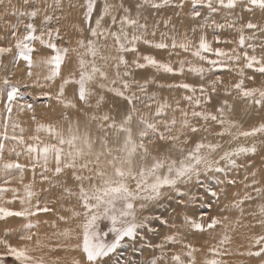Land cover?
<instances>
[{
  "label": "rangeland",
  "instance_id": "374dc122",
  "mask_svg": "<svg viewBox=\"0 0 264 264\" xmlns=\"http://www.w3.org/2000/svg\"><path fill=\"white\" fill-rule=\"evenodd\" d=\"M109 2L118 3L119 0H109ZM179 2L180 0H172V4L160 9H153L150 4H144L139 9V21L147 25L145 39L157 43L161 41L163 33L165 34L163 39L171 45L173 37L178 42L187 37L194 50L198 47L200 36L204 35L213 49V52L203 53L208 59H217L214 55V50L217 48L229 52L235 49L241 59L238 62L227 61L228 67L219 65L212 67L206 61L193 56L191 51L185 52L178 47L156 49L141 41L137 43L136 53H123L128 61V70L131 72V76L123 78L130 82L135 81L131 83L129 91L140 98L135 101L136 115L143 113L152 119L160 103L167 102L171 105L170 108L165 109L166 115L159 118L161 120H171L173 116L176 118L178 123L171 134H177L180 129L179 121L183 119L181 110L187 111L190 123L200 128V131L188 132L187 143H183L184 137H181L179 148L187 151L200 141L219 144L221 147L211 156L219 161V167L223 170L202 173L199 181L193 178L188 184H179L177 187L184 195L168 188L162 189L164 195L158 201L149 203L145 209L139 208L143 201L137 200L135 202L137 217L151 218L147 222V227L138 229L135 239L125 238L114 253L103 258V262L104 264H153L155 261L156 264H173L171 257L175 253H179L185 261L189 259L185 255L188 251L185 245H191L193 249H196L193 252L195 264H204L206 259L212 258L218 259L220 264H264V254L260 256L248 254L259 250V246L254 243V238L264 235V224L260 222L264 221V215L260 214V207L264 205V196H258L253 190L254 188L264 189V134L247 138L240 136L238 139L228 135L218 136L216 133L221 131L219 124L211 120L205 122L199 117L191 116L194 105L185 97L193 93L180 87H170V85L188 83L197 88L195 95L200 96L199 86L204 85L211 99L209 103H202L199 108H195L196 111H210L215 114L216 109L227 101L230 110L226 108V116L238 126L232 129L234 134L238 131H248L264 123V109H258L254 104L246 101L240 91L233 87L243 80L244 88L264 89V74L255 70L258 66L252 69L244 67L246 61L243 58V52L247 51L250 56L255 55L258 59H264V9L250 6L252 10L247 11L241 3H238L235 9H226L216 5V0H213L214 6L218 9L216 12H210L207 7H199L196 10H199L201 15L194 18L191 0H185L183 8L173 6ZM137 3L143 4V0H124L125 6L132 8L133 16L136 15ZM12 5L25 11L33 7L39 9L34 20L28 17L22 18L16 29V37L25 35V24L31 22L36 26V35L44 33L45 41L50 40L58 48L68 49L61 64L60 74L55 79H46L51 74L52 68L43 62L55 55V52L41 44L39 40L32 42L35 50L32 53L31 68L25 60L18 57L15 47L16 37L12 36L11 25L17 24L18 19L21 18L11 14ZM102 5L103 0H97L91 26H94L96 15ZM85 11L86 0H29L27 6L24 5L23 0H11V5L8 0H5V3L0 5V47L12 48V52L0 56V133L4 132L5 122H7L9 137L23 135L25 145L39 143L43 146L57 143V141L45 129L37 131L39 125H51L63 131L65 136L68 135L70 125L73 128L78 125L81 133L87 131L95 138L103 133L97 127L98 121L91 119L92 115L107 112L120 120L127 113L130 107L127 102L99 88L97 82L89 85L94 94L89 98L87 105L79 100V85L76 83L65 84L64 95L61 98L64 101H72L76 107H65L64 103L58 99L60 86L65 80L79 79V59L83 56L85 60H91L90 56L85 55V48L79 43L81 40L87 43L89 39H95L90 35V24L85 22ZM46 16L51 19L45 21ZM166 20L169 21L167 25L164 23ZM205 21H207L206 24ZM213 21L215 24L212 23ZM249 22L256 24L257 28L244 27ZM109 24L110 20L106 17L104 26L107 27ZM201 24L205 26L201 28ZM216 24L223 27L217 28ZM229 25L233 26L229 27ZM49 30H51V37L48 35ZM153 31L155 36L152 35ZM131 32L132 29H129L130 34ZM241 35L245 37L243 47L239 45ZM105 43L109 47L103 48L104 54L116 56L117 52L111 47L113 41L110 38L107 42L103 38L98 41L100 45ZM249 44L253 45V48H249ZM144 55L154 56L161 63H170L173 68H179V62L183 60L185 61L184 73L182 75L166 73L150 65L143 68L136 67L133 61L138 56ZM189 61L194 66L211 68V71H206L203 77L189 72L190 65L187 63ZM139 62L146 63L143 59ZM112 63L115 62L109 61V64ZM97 64L103 66L104 62L97 59ZM241 69H243V75H241ZM106 70L109 77L113 78L115 69L108 67ZM124 71L125 66L121 65L120 72ZM5 78L20 86V95L12 103L10 117L6 110L8 101L3 85ZM217 78L220 82L216 83V91L212 92V83ZM146 81V87L141 91L139 85ZM100 96L104 99L97 108L96 103ZM150 96H154L155 101H150ZM200 98L204 99L202 96ZM28 105L32 106L31 109L27 107ZM132 128L135 134L138 129L135 119L132 122ZM21 129H23L22 133ZM33 137H39V141L32 139ZM0 140L3 138L0 137ZM3 143L5 147L0 166L6 162H19L25 167L22 173L19 170L4 171L0 168V187L17 189L16 193L9 190L0 194V207L14 212L25 208L35 211V205L38 202L41 208L47 206L51 211L38 212L36 215L27 217L7 216L0 219V241H6L13 247L29 249V255L33 257L31 264H76V262L87 264L86 254L82 251L81 225L84 217L73 215L74 212H83L79 199L80 181L75 180L74 170L64 168L60 174H56L55 160L50 158L47 163L48 170L45 172L43 159L36 163L35 154L29 155L17 141L9 139L3 140ZM109 143L110 146H118L111 134ZM145 143L151 155L143 161L139 154L134 158V167L137 170L142 164L150 165L152 156H170L177 160L181 158L179 148L173 147L170 141H161L156 138L150 144L147 140ZM253 144L256 148L255 152L233 157L234 165L220 160L225 151L241 145L251 147ZM99 147L97 140L96 149L99 150ZM65 149L67 150V146ZM17 152L20 153L19 156ZM161 171L163 173L166 169ZM41 173L48 179H42ZM253 179L257 183L253 184ZM94 182L99 183V180ZM89 183L84 181L85 187L89 186ZM128 183L130 188H135V181L129 180ZM25 185H31V190L35 193L30 203L26 199ZM213 191L216 193L215 196L211 195ZM246 194L251 195L252 199L244 200L239 207L234 206ZM21 200H25V203H21ZM185 215L195 218L205 226L213 217L220 223L212 229L199 232L184 225ZM156 217L168 223L162 224ZM29 223L35 226L26 228L25 226ZM99 227L101 231L106 232L110 222L102 220L99 222ZM65 231L68 235L63 234ZM175 233H180L182 242L166 243L165 237ZM29 236L31 239H27ZM225 236L229 238L228 242L220 244ZM105 239L112 240L113 234L109 233ZM161 244L163 248L157 247ZM212 248H217L221 254L213 256V253L209 251ZM0 264H19L12 256L7 255V247L2 242H0Z\"/></svg>",
  "mask_w": 264,
  "mask_h": 264
},
{
  "label": "snow or ice",
  "instance_id": "6c2138e0",
  "mask_svg": "<svg viewBox=\"0 0 264 264\" xmlns=\"http://www.w3.org/2000/svg\"><path fill=\"white\" fill-rule=\"evenodd\" d=\"M24 5L29 4V0H23ZM185 0H180L178 4H174V7L183 8ZM5 0H0V5H3ZM9 5H11V0H8ZM193 11L192 16L199 17L201 12L196 10L199 7H207L210 12H216L218 9L213 4V0H191ZM241 3L244 5L245 10L251 11L252 7H258L264 9V0H216V5L226 9H235L237 4ZM144 4H150L153 9H160L164 6L172 4V0H143V4L137 3L135 5L137 11L136 15L133 16L132 8L126 7L124 0H119L118 3H111L109 0H103L102 8L96 15L94 26L92 24L93 13L97 7V0H86V11L84 13L85 22L90 24L89 32L91 37L95 39H89L87 43L81 40L80 46L85 48V55L91 57V60H85L83 56L79 59V69L80 75L78 80H65L60 86V92L58 94V99L61 103H64L65 107H76L75 103L72 101H64L61 99L64 95V85L68 83H76L79 85L78 98L84 104H88L89 98L94 94L92 89L89 87L93 82L98 83V87L106 90L107 92L113 93L116 97H119L127 102L130 106L127 113L122 119L117 120L115 116L110 115L105 112L100 115H92L91 119L98 121V129L103 133L99 137H93L89 132H80L79 126L75 128L72 125L68 128V135L65 136L63 131L56 129L51 125H39L37 131L40 129H45L54 137L57 143L44 144L40 146L37 144H27L25 145L23 135L16 136L13 135L9 137L7 135V122H5V130L0 133V137L3 140H13L17 141L18 144L24 147V150L29 155H34L36 163H39L40 159L44 161V171L46 172L47 163L50 158L55 160L56 168L55 173L60 174L64 168L73 169V176L75 180L80 181L79 185V199L81 202V207L83 212H74V216L83 215L84 220L81 225L82 228V251L86 254L87 264H104L103 258L109 257L111 253H114L120 246L125 238L135 239L137 236L138 229L147 227V222L151 219L150 217H137V206L136 201H143L139 205L140 209H145L149 203L158 201L164 193L162 189L168 188L175 190L178 194L184 195L180 192L177 187L179 184H188L192 182L193 178L199 181L202 173L210 171H222L219 167V161L213 159L211 154L221 147L219 144L205 143L203 141L196 142L194 147L185 151L183 148H179L181 142V137H184L183 143L188 142V132L196 133L200 131V128L190 123L189 113L187 111L181 110L182 120L179 121L180 129L177 134H171L172 129L176 127L178 121L173 116L171 120H161L160 117L166 115L165 109L170 108L171 105L167 102L160 103L153 115L152 119H149L143 113L136 115L137 109L135 107V101L140 98L136 96L135 93H131L129 90L131 88V83L123 77L131 76V72L128 70V61L125 59L123 53L133 52L136 53L137 43L143 42L150 47L156 49H166L171 47L176 49L177 47L185 52H192V55L197 57L201 61H206L210 66H223L228 67L227 61H239L241 59L240 54L232 49L230 52L223 49L217 48L214 50V55L217 59H208L203 53L213 52L210 44L205 39L204 35L200 36L198 47L193 50V45L191 41L185 37L182 41H177L175 37L171 40V45L165 42L163 39L165 34H161L162 39L160 42L153 43L151 40L145 39L144 35L147 31V25L141 24L139 21L140 11L139 9ZM252 6V7H250ZM39 9L33 7L31 10L25 11L24 9H17L15 5H12V15H16L18 18V23L11 25L12 36L16 37V29L18 28L19 22H21L23 17H28L30 20H34L38 14ZM7 14V13H6ZM109 18V26H104L105 18ZM51 17L46 16L45 21L50 20ZM165 25L169 21H164ZM207 21H205V24ZM215 24V21L212 22ZM205 24H201L200 27L203 28ZM233 25H229L232 27ZM217 28L223 27V25L216 24ZM244 27L248 29L257 28L256 24L251 22L247 23ZM114 29V30H113ZM129 29H132L131 34ZM26 34L22 37H16L15 47L17 49L18 57L22 58L28 63L29 68L33 65L32 53L35 50L32 47V42L39 40L41 44L46 45L47 48L52 49L55 55L51 56L49 59L43 61L45 64L51 66V74L46 77L48 80H53L60 74L61 64L68 52L66 48H58L56 44L43 39L44 33L36 35L37 29L34 23L25 24ZM194 32L195 29L193 28ZM242 31V29H241ZM58 32V30H57ZM49 37H51V30L48 31ZM155 36V31L152 32ZM103 38L105 42L109 38L113 41L111 47L117 52L116 56L105 55L103 48H108L107 43L100 45L98 41ZM217 42L220 41L217 39ZM240 47L245 45V37L240 36L239 39ZM249 48H253V45L249 44ZM12 52L11 47H0V56L5 53ZM243 58L246 61L244 67L252 69L255 66V70L261 74H264V59H258L255 55H249L247 51L243 52ZM97 59L103 61V66L97 64ZM140 59H143L146 63H140ZM109 61H114L115 63L109 64ZM190 66L188 68L189 72L195 73L201 77L204 76L206 71H211V68L205 69L203 66H194L191 61L187 62ZM138 68H143L146 66H152L158 70H163L166 73L173 74H183L185 70V61L181 60L179 62V68H173L170 63H161L154 56L144 55L133 61ZM121 65L125 66V71L120 72ZM112 67L115 69L114 77L110 78L107 72V68ZM31 75V72H29ZM241 75H243V69H241ZM220 82L219 78L213 81L211 91H216V83ZM147 81L144 84L139 85L140 90L143 91L146 87ZM5 86L6 97L8 104L6 105V110L9 117L12 113V103L16 100L17 96L20 95V86L18 83H12L9 79L5 78L3 81ZM170 87H180L186 89L193 93V95L186 96L185 99L194 105V110L191 112L192 117H199L205 122L211 120L216 122L221 126V131L216 133L218 136H232L233 139H238L240 136L245 138L255 137L257 134H264V123L260 124L258 127H253L248 131H238L233 133L232 129L237 128V124L228 119L226 116V108L230 110V106L227 101L216 109V113L213 114L210 111H196L195 108H199L202 103H209L210 96L207 95V89L204 85L199 86L200 96H196L197 88L188 83H181L179 85H170ZM240 91L241 96L251 104H254L258 109H264V89L258 88H244L243 80L233 86ZM230 94V93H228ZM44 95H48L44 93ZM204 97L201 100L200 97ZM104 97L100 96L97 100L96 107L99 108L100 104L103 102ZM154 96H150V101H155ZM149 106L150 105H146ZM178 106V102H177ZM31 109V105L27 106ZM34 118V117H33ZM137 121L138 129L134 134L132 128L133 120ZM163 129V130H162ZM111 130V131H110ZM207 130V129H205ZM23 129H21V133ZM112 135L114 141L118 146H110L109 135ZM156 138L161 141H170L173 147L179 148L181 152L180 159H172L170 156H152V162L150 165L142 164L138 170L134 167V158L139 154L140 159L146 160L151 153L145 143L150 144ZM32 139L39 141V137H33ZM0 140V159L3 158L4 143ZM97 140L99 141V150L96 149ZM67 146V150L65 149ZM256 148L253 144L251 147L237 146L235 149L225 151L220 157V160L227 161L229 164L234 165L235 160L233 157L255 152ZM15 151V149H13ZM17 156L20 155L19 152L16 153ZM25 165L19 162H6L3 163L0 168L4 171L19 170L23 172ZM111 169V171H109ZM166 169L162 173L161 170ZM35 171V168H33ZM89 173L84 175L83 173ZM253 176L255 174L253 173ZM42 179H48L46 175L41 173ZM99 180V183L94 181ZM135 181V188H130L128 181ZM84 181H89V186L85 187ZM234 183V181H231ZM257 183L253 179V184ZM25 193L27 202L30 203L31 197L35 193L31 190V185H25ZM11 190L13 193L17 192V189H7L0 187V194ZM258 196H264V189L254 188L253 189ZM212 196L216 193L211 192ZM252 199L251 195L246 194L245 197L236 203L234 206L239 207L244 200ZM21 203H25V200H21ZM184 203V201H181ZM51 211L47 206L41 208L39 203L35 205V211L31 208H25L22 211H11L4 207H0V219L7 216H20L27 217L36 215L38 212H48ZM260 214L264 215V205L260 207ZM61 219H64L61 217ZM160 220V223L167 224L168 222L160 217H156ZM102 220H107L110 222V227L108 231H101L99 227V222ZM264 224V221H260ZM218 223L215 217L212 218L211 222L206 226L196 220L195 218L185 215L184 225L190 229L203 232L208 229L214 228ZM35 225L29 223L25 227L30 229ZM175 227V225H172ZM152 230V229H150ZM113 234L112 240H106L105 238ZM64 235H68L65 231ZM31 239V236L27 237ZM228 237L225 236L220 244L228 242ZM5 243L7 247V255L12 256L19 264H31L33 257L29 255V249L25 247H13L7 244L6 241H0ZM166 243L176 244L181 243L182 238L180 233H175L165 237ZM255 245L259 246V250L255 252H249V255L260 256L264 254V235L254 238ZM81 247V245H77ZM157 247L163 248V244L157 245ZM188 249L185 255L189 258L187 261L182 259L179 253L172 255L171 260L173 264H195V258L193 249L191 245H185ZM213 253V256H219L221 253L217 248H212L209 250ZM79 264V262H76ZM153 264H156L153 261ZM204 264H220V261L216 258L206 259Z\"/></svg>",
  "mask_w": 264,
  "mask_h": 264
}]
</instances>
